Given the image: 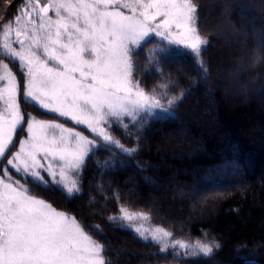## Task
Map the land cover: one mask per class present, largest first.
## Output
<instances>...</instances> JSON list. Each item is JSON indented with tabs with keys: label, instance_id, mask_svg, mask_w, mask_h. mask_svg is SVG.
Masks as SVG:
<instances>
[{
	"label": "trees",
	"instance_id": "16d2710c",
	"mask_svg": "<svg viewBox=\"0 0 264 264\" xmlns=\"http://www.w3.org/2000/svg\"><path fill=\"white\" fill-rule=\"evenodd\" d=\"M24 2L0 0V39L3 26L20 15ZM196 2L200 32L209 41L202 56L207 75L186 50L148 39L135 56L141 87L151 91L169 84L159 89L166 92L161 102L181 93L183 98L168 112L156 109L135 126L127 121L128 128H113L115 138L136 151L129 156L112 146L97 147L83 165L79 193L67 204L57 197L56 188L28 184L33 194L40 192L42 198L69 207L70 213L65 212L103 245L106 264H264V105L244 90L248 85L253 93L264 92V48H258L264 41V0ZM222 29L224 38L239 45L225 46L218 39ZM251 31L259 45L253 36L244 39ZM2 61L22 76L17 63L0 51ZM235 82L240 88L230 89ZM235 91L238 96L230 97ZM18 99L23 125L32 117H52L24 102L22 92ZM209 105L214 112L204 115ZM5 165L1 160L0 167ZM166 181H171L166 190L153 187ZM186 192L197 199L163 201V195ZM121 207L143 213L174 241L209 244L212 254L204 257L192 249L197 253L193 256L178 246L162 252L161 245L109 219ZM120 247L130 252H120Z\"/></svg>",
	"mask_w": 264,
	"mask_h": 264
},
{
	"label": "snow or ice",
	"instance_id": "6c2138e0",
	"mask_svg": "<svg viewBox=\"0 0 264 264\" xmlns=\"http://www.w3.org/2000/svg\"><path fill=\"white\" fill-rule=\"evenodd\" d=\"M117 4L133 14L112 7ZM25 14L28 19L20 24ZM15 21L16 27L12 23L3 26L0 51L26 69L24 102H35L45 111L84 125L98 139L61 123L32 117L27 120V138L19 141V149L7 159V165L38 183L46 182L41 174L46 172L51 183L68 196L79 193L77 178L98 140L129 156L136 151L112 134L116 124L128 128L127 121L135 126L156 109L168 111L161 102L166 92L159 89L170 85L146 91L137 76L136 49L145 46L150 34L170 46H182L207 75L202 56L209 41L200 32L196 0H27ZM13 31L19 48L10 39ZM0 68V82H4L0 86L2 160L17 131L25 130V117L16 75L8 63ZM182 98L183 93L171 96L167 105L170 108ZM3 175L7 180L0 178V264H106L103 245L75 219L30 194L28 181L13 180L7 167ZM119 212V217L109 219L125 223L141 239L150 236L152 242L160 244L171 236L160 228L142 231L134 226L132 222L138 218H148L143 213H131L124 207ZM171 246L193 256L197 253L192 249L204 257L213 252L206 243L176 241ZM167 247L165 243L161 251Z\"/></svg>",
	"mask_w": 264,
	"mask_h": 264
},
{
	"label": "rangeland",
	"instance_id": "374dc122",
	"mask_svg": "<svg viewBox=\"0 0 264 264\" xmlns=\"http://www.w3.org/2000/svg\"><path fill=\"white\" fill-rule=\"evenodd\" d=\"M26 2H27V0H25V2H24V6H25V4H26ZM41 2L43 3V2H46V0H41ZM24 6L22 7V9L24 8ZM112 7H114V8H118L120 11H122V12H124L126 15H132L133 13L131 12V11H129V9H126V8H120L119 7V4H117V5H113ZM31 9H29V11H30ZM63 11V10H62ZM21 14V13H20ZM139 13H138V11H137V13H136V15H138ZM49 15L50 16H52L53 18H55V14L53 13V12H50L49 13ZM65 15H66V13H65ZM244 20H245V17L243 16L242 17ZM27 19H28V17H27V15L25 14L24 16H23V19L19 22L20 24H24L26 21H27ZM12 24H13V26L14 27H16V26H18L17 25V23H16V21L14 20L13 22H12ZM224 29H226V27H224ZM224 29H222L223 31L222 32H220L219 34H218V39L219 40H221V41H223L224 42V44H225V46H227V47H231L232 45H234V44H237V45H239V43H240V41H237L236 39H226V38H224V36H223V34H224ZM2 32H3V30H2ZM254 33L251 31V32H249V35H247V36H245L244 37V39L245 40H247V37L248 36H253V39H254V41H255V43H256V45H259V41H258V39H257V37H254V35H253ZM256 36V35H255ZM157 38V39H159V40H161V38L160 37H157V36H155L154 34H150V37L149 38H146L147 40L148 39H150V38ZM21 39H23L24 37H23V35L20 37ZM10 39H11V41H12V43H13V46L14 47H16V48H19V45L18 44H16L15 43V41H16V39H17V37H16V33L13 31L12 33H11V36H10ZM0 41H1V45H2V34H1V39H0ZM162 41V40H161ZM163 42H165V43H167L166 41H163ZM145 42H142V44H144ZM174 46H176V45H174ZM176 47H178V48H180V49H182V50H184L183 49V47L182 46H176ZM224 48H226V47H224ZM261 51H262V48H264V41L261 43V46L260 47H258ZM138 49H136V51H137ZM3 53V52H2ZM6 55V54H5ZM7 56V55H6ZM2 63H8V62H4V61H2V62H0V64H2ZM15 63H17V65H18V67L20 68V66H19V62L18 61H16ZM9 64V63H8ZM247 67H245L242 71H241V73H243L244 71H246L247 69H248V64L246 65ZM9 68H10V66H9ZM10 70H11V68H10ZM20 70H21V73H22V76L20 75V78H18L17 77V75H16V73L13 71V73L16 75V77H17V82H18V88H19V93H21L22 92V95H23V93H24V84H25V80H26V77H25V75H24V72L26 71V69H21L20 68ZM0 72H2V68H0ZM237 77H238V80L240 81V73L239 74H237ZM20 80H21V83H22V86L23 87H19V85H20ZM238 81V82H239ZM4 82H0V86H2V84H3ZM225 83V82H224ZM225 84H227V83H225ZM255 83H253V85H254ZM228 85V84H227ZM263 86H264V83H263ZM230 89H236V88H240V86H239V84L238 83H234L231 87H229ZM21 90V91H20ZM244 90L248 93V94H254V95H256V96H254V98L256 99V100H258L260 103H263V105H264V92L262 91V92H256V93H253L254 91H253V89L251 88V86H245L244 87ZM19 93H18V98H19ZM238 91H235L233 94H231L230 95V97H234V96H238ZM237 94V95H236ZM228 96V95H227ZM24 97V96H23ZM228 98V97H227ZM253 98V97H252ZM208 99V98H207ZM29 103H31V104H33V105H35L36 107H38L41 111H43V112H45L46 114H48V115H50V116H52L50 119H45V120H50V121H54V122H58V123H61V124H63L65 127H69V128H73L74 130H76V131H80L83 135H86V136H88L89 138H92V139H98V138H95V137H93V135H92V133L84 126V125H77V124H75L73 121H71L70 119H68V118H65V117H60L58 114H56V113H52V112H48V111H45V110H43V109H41L40 107H39V105H37V104H35V102H29ZM163 103V105H164V108L165 109H169V106L167 105V103L166 102H162ZM210 106V105H209ZM0 107H2V105H0ZM163 110V109H162ZM156 111V110H155ZM168 112V111H167ZM211 112L213 113L214 112V107H212V106H210V108H208L207 106L205 107V109L203 110V114L204 115H209V114H211ZM52 119V120H51ZM40 120H42V119H40ZM185 123L186 122H183V123H181V124H183V125H185ZM182 125V126H183ZM123 125H120V124H116V126L114 127V128H119V127H122ZM23 128L25 129V130H18L17 131V133H16V135L19 133L20 134V136H19V140H18V142H17V144L15 145V146H13V148H12V150L11 151H8V152H6V154H5V157L2 159V161L3 160H5V163H6V165L3 167V168H1L0 167V178H2V179H5V180H7V177H4V175H3V173H4V169H5V167H7V169H8V172H9V174L13 177V180H20V182L21 183H24L26 180L28 181V183H27V187H28V184L31 182V181H33L30 177H24V176H21V174H19V173H16L12 168H11V166H8L7 165V159H9V158H11V156H12V154L15 152V151H17L18 149H19V141L21 140V139H24V138H27V131H26V128H27V123H26V125H23ZM112 131V130H111ZM16 135H15V138H16ZM14 138V139H15ZM13 143H14V141H13ZM100 145H106V146H111V145H108V144H106L105 142H103L102 140H98V143H97V146L96 147H94V148H92V150H91V152L92 151H94L97 147H99ZM11 152V153H10ZM42 159V158H41ZM1 161V160H0ZM82 168H83V166H82ZM82 168H81V170H80V173H79V176H78V184L80 185V180H81V173H82ZM44 177H45V180H46V182L45 183H38V182H36V181H33V182H35L37 185L39 184L40 186L41 185H43V186H48V187H54V188H56L52 183H51V179L50 178H48V176H47V173L46 172H42L41 173ZM205 180V182L206 183H210L209 181L210 180H206V179H204ZM171 181H166V182H160V183H156L155 184V186H153L156 190H166L168 187H167V183H170ZM242 182V181H241ZM149 184H151L152 185V183L151 182H149ZM211 186H212V184H211ZM29 188V187H28ZM35 189V188H34ZM56 190H57V192H56V194L58 195L57 197H61L62 198V201L65 203V204H67V202H68V198H70V196H68L67 195V193H66V191L65 190H60V189H57L56 188ZM30 191V190H29ZM30 194H32L33 196H35V197H37V198H39V199H42V200H44L46 203H48L55 211H58V212H62V213H64L66 216H68L69 218H73V219H75V217H73L71 214L69 215V214H67V212L68 213H70L69 211V207L68 208H66V206H63V205H58V204H56V203H54L52 200H50V199H46V198H42L41 196H40V192L38 193V194H33L31 191H30ZM174 197H165L164 195H163V201H166V200H168V201H170V203L171 202H173V201H175V199H177V198H179V199H182V200H191V199H194V200H196L197 198H196V195H194L193 193H188V192H186V193H181V194H174L173 195ZM64 197V198H63ZM193 207V206H192ZM120 209V208H119ZM181 209V208H180ZM179 209V210H180ZM65 211H67V212H65ZM129 211V210H128ZM129 212H131V213H140V212H133V211H129ZM120 216V212H119V214H117L116 215V217H119ZM76 220V219H75ZM178 220H180V218L178 217ZM78 224H80L79 222H77ZM133 223V225L134 226H139V227H141V230L142 231H144L145 229H148V230H154V229H156V228H160V229H162L161 227H159V226H155V225H151L149 222H148V219H137V220H135L134 222H132ZM118 224L119 225H121L122 227H125V228H128V229H130V230H132L137 236H139L131 227H126L125 226V223H122V222H118ZM81 225V224H80ZM81 227L83 228V226L81 225ZM84 229V228H83ZM164 230V229H163ZM84 231H85V229H84ZM166 231V230H165ZM86 232V231H85ZM145 236H149V233L148 232H145ZM146 240H149V241H151V239H150V236H149V238L148 239H146ZM175 242L176 241H174L172 238H171V236L170 237H168V238H166L164 241H162L159 245H161L162 247H164V244L165 243H168L169 244V246H171V245H173V244H175ZM119 251L120 252H125V253H127V252H130V251H128L127 250V248H124V247H120V249H119Z\"/></svg>",
	"mask_w": 264,
	"mask_h": 264
}]
</instances>
